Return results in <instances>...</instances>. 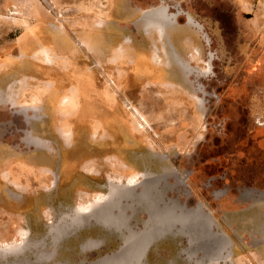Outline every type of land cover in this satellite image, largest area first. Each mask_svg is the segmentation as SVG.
Wrapping results in <instances>:
<instances>
[{"label":"rangeland","instance_id":"obj_1","mask_svg":"<svg viewBox=\"0 0 264 264\" xmlns=\"http://www.w3.org/2000/svg\"><path fill=\"white\" fill-rule=\"evenodd\" d=\"M178 5L211 24L212 19L224 14L227 21L232 1L0 0V72L6 68L0 73V85L8 89L11 80L23 75L38 78L46 85L42 93L24 90L15 106L0 102V246L23 243L28 233L31 238L45 237L50 242V228L64 224L68 220L66 215L74 209L82 210L97 202L100 194L107 193L110 181L129 182L131 173L144 171L149 174L148 180L144 177V210L138 209L132 217V227L141 229L142 219L152 217L151 230L159 233L160 228L168 226L171 231L158 240L159 246H151L149 263L145 257L151 238L145 234L144 254L138 262L130 248L125 250V244L110 254L115 258L113 264H210L211 258L212 264H252L250 256L236 249L227 232V258V250L220 251L218 244H214L212 231L222 229L208 203L219 193H260L259 201L246 200L245 204L242 194L239 203L234 195L232 201L236 205L231 206L230 202L220 210L237 227L246 223L250 230L264 235V151L258 147L253 131L258 114L246 102H238L240 97L236 93L239 80L234 35L238 19L231 22L229 17L226 39L213 43V50L219 49V53L209 75L202 72L206 68V54L195 61L186 60L197 76L192 75V108L181 109L174 105L193 97L181 81L178 82L188 95L178 91L167 95L166 90L175 89L172 85H164L166 90L149 86L158 81L180 80L179 73L166 66L174 64L166 61L168 55L166 58L158 50L163 61L154 57L158 30L167 31ZM124 6L137 14L120 12ZM145 17L150 19L151 33L143 27ZM99 26V30L95 28ZM147 37L152 45L144 40ZM123 46L132 53L125 62L118 61ZM45 48L55 59H42ZM180 75L184 78L183 71ZM199 84L206 93H219L220 101L201 103L206 93L199 89ZM254 86L264 87V79L251 80L249 90ZM15 90V94L20 93V89ZM254 92L256 98L261 97L257 90ZM245 99L248 101L247 96ZM162 100L167 103L161 105ZM68 102L73 108L66 111L72 115L68 126L73 139L66 142L60 127L65 123ZM258 103L256 100V106ZM35 104L39 106L40 118L15 125V119H25L20 110ZM167 104L161 109L165 117H160V108ZM259 106L264 108V102ZM251 107L254 108L252 104ZM30 132L48 139L51 147L32 146L27 141ZM243 151L248 157L237 158ZM165 167L169 171L165 172ZM79 173L94 176L96 187L101 188L83 187ZM257 177L262 182L252 185L250 181ZM142 178L141 174L134 183ZM199 204L213 217L212 223L196 214ZM105 231L101 225L82 234L72 235L69 230L46 264H76L88 257L81 247L88 236L116 238ZM251 245L264 248V240ZM162 251H168V256ZM106 252L110 249L99 255ZM27 256L34 258L33 253ZM96 261L90 264H98Z\"/></svg>","mask_w":264,"mask_h":264},{"label":"flooded vegetation","instance_id":"obj_2","mask_svg":"<svg viewBox=\"0 0 264 264\" xmlns=\"http://www.w3.org/2000/svg\"><path fill=\"white\" fill-rule=\"evenodd\" d=\"M178 7H180V8L178 9V11L175 12L176 14H174L173 17L176 18V16L178 15L177 13H179V15H178L179 20L177 18V21L175 22V19L173 18L172 22L167 27H170L173 24L178 23L179 21L189 22L192 26H194V28L196 30V33L193 32V35L197 36V46L193 50V53L190 56H181L176 52L173 45L166 39V37H167L166 29H159L158 30L159 36H156L158 45L156 43L154 44V47H155L154 57H158L163 61V57H162L163 55L161 56L160 53L161 54L163 53L165 55L164 57H166V58L169 56L168 59H166V61L169 63L174 62V64H173V66H168L170 64H167L166 66L170 69L172 68V70H176L179 73V76H177L178 77L177 79H180V80H176V78H174L173 81L172 80L158 81L156 83H151L149 86L154 85V86L158 87L159 89H164L163 88L164 85H172V86H175V89H173V90L164 89V90L168 91L167 95H172V93H174L176 91H178L180 93H184L185 95H188L186 88L181 86L178 82V81H181V83L183 85L187 86L188 89L192 91L193 97L188 98V99L185 98V100H183V103L177 104L174 106L178 107V108L181 107V109L184 107L191 109L192 107H190L189 105L193 103V101H194L193 98L195 95V93H193V89L195 87L192 89V87L194 86V84L192 83V75L197 76V74L195 73L196 70H194V68L190 64L186 63V60H188L190 62V61H192L191 59H193V61H195L199 55L206 54V56H207V59H205V67L206 68L202 72L206 73V75H209V73H211L212 69H213V60L215 58V55L219 53L218 48H217L218 49L217 51L213 50V43L217 42L218 39H220V40L226 39L227 32H226L225 24H229L228 23L229 17H230L231 22L236 21V19H238L239 24H237V26H236V33L234 35L235 39H236V50H237L236 52L238 53V55H237L238 58L236 60V62L238 63L236 77L239 80V82H237V86H236L237 92L236 93H237L238 97H240V98L237 101L238 102L242 101L243 104L246 102L248 104L247 106H249V109L251 111H254L255 115L258 114V115H256L257 119L254 120L256 124H254V130L253 131L257 135L258 147L262 151H264V108L262 106L258 107V105L261 102H264V87H260V88L255 89V86H254L252 90H249L251 80H256V78L264 79V45H262V43H261L259 47L251 49L250 52L247 54V57H246L247 59L244 60V62L245 61L246 62L244 64H240L239 61L242 59V56H241L242 55V53H241L242 48L240 47V44L244 43V39L242 42V37H245V40H246L247 39L246 36H248V38H249V35L250 34L252 35V32L249 31V29H247V27L249 28V26L246 24L247 21H242L241 14L237 17V15H234V13H228L227 21H226V16L224 14V15H222L223 17H219L220 19L219 18L212 19L211 20L212 22L210 24V23H204L203 20H198L192 14V12L190 10L186 11L183 7H181V5H178ZM180 17H181V19H180ZM191 18L193 20H191ZM213 27L215 30L213 29ZM95 28L100 29V26L95 27ZM144 28H145L146 33H151L150 29H152V27L150 26V24H147L144 22ZM91 31H92V28H91ZM82 34L85 35V31ZM154 35H156V33ZM127 37H129V36H127ZM129 38H131V37H129ZM144 40H146L148 43L150 42V45H152L151 44V38L147 37V38H144ZM97 41H99V39ZM163 41H165V43ZM219 46H221L222 48H225V45L222 43H220ZM45 50H46V54H45V56H43L42 59L46 60L47 57L55 59V57L52 55L53 53L51 51L47 50L46 48H45ZM158 50L160 53L158 52ZM131 54L132 53L130 50H128V51L126 50V51L122 52V56L119 58L118 61L125 62L130 57ZM254 58H257V59L255 60ZM228 59H229V57H227V62H229ZM231 60L232 59H230V61ZM66 63H68V61H66ZM4 64H6V63H4ZM2 66H5V65H2ZM4 71H6L5 67L2 68L0 73H3ZM182 71L184 74V78H183V76L180 75L182 73ZM190 72H191V75L189 76ZM188 76H189V80H187ZM227 78H231V77L227 76ZM147 83H148V81H147ZM45 86H46L45 83H42L38 78H35V77H31L28 75L15 77L13 80H11L9 82L8 89H6L4 87V85H0V102H8V103L15 106L21 101V97L23 96L24 90L29 89L31 91L33 90V91H37L39 93H42V92H44ZM149 86H147V87H149ZM16 88L20 89V93L15 94V91H17V90H15ZM199 89L206 93V91L203 90V85L199 84ZM256 90L258 92V95H260L261 97L256 98L255 92L253 93V91H256ZM245 96H247L248 101L245 99ZM49 98H51V97H49ZM195 98H197V97L195 96ZM220 99L221 98H220L219 93L209 91L204 95L203 98L201 97V103L206 105L207 102L213 103L216 101H220ZM256 100L260 101V103H258L257 106H256ZM160 102H161V105L167 103L166 100H164V101L162 100ZM251 104L254 106V108H252V107L250 108ZM168 105L169 104L164 105L162 108H160V112L158 113V115L160 114L159 115L160 117H165V115L162 114L161 109L163 110ZM37 107H39V106H37V104H35L31 108L21 109L20 113L22 114V116L25 119L23 121H18L15 119L14 124L20 125V122H21L22 125H25L28 122H32L33 120H35V118L37 119V117H40L39 113H37V111L35 110ZM71 110H72V108L70 107V105L68 107H65V113L66 114L64 115V118H63L65 123H63V126L60 127V129H62L63 131H66V132H69L71 130L70 127L68 126V121L72 118V115L67 114V112H70ZM205 117H206V115H205ZM208 124H209V119H206V125H208ZM27 137H28L27 141H30L31 138L34 137V134L32 132H30V133H28ZM85 157L89 158L87 156H85ZM247 157H248L247 153L245 151H243V152H240L238 154L237 158L245 159ZM90 158H92V157H90ZM93 172L94 171H92V173ZM96 175H97V173L94 174V176H96ZM78 176L82 182L81 185L83 187L90 188L91 190L98 189V187L101 188L100 186L96 187L97 184H96V181L93 179L94 176H88V175L86 176L84 173H82V174L79 173ZM57 182H59V181L57 180ZM250 182H252V185H254V183L259 185L262 181H260L259 177H257L256 179L254 178ZM142 188H143V186H142ZM62 192H60L61 197H63ZM241 194H242V198L244 199L243 204H245L246 200L257 199L259 201L261 199L259 196L260 193H255V191H249V192H247V194L245 192L240 193L239 191H237L236 193H231V192L227 193L226 192L223 195H221V193H219V196L216 197L215 199H213V200L208 199V203L210 204L212 209H214V214L217 217V219L220 221L221 225L225 228V231L228 233V235L229 234L231 235V236L230 235L229 236L234 240V242L236 244V249L242 251L244 253L243 254L244 256H246V255L250 256V258L252 259V264H264V248L251 247L252 246L251 244L253 241L259 242L261 240H264V235L261 236V233L259 232V230H250L251 228L247 227L246 223L242 224V226H240V227H237L236 225L229 222V220L224 217L222 211L220 210V208L227 206L230 202H231L230 203L231 206L236 205L233 203L234 201H232L234 195L237 196V201L239 203L240 202L239 197L241 196ZM133 204L134 203H132V206H133ZM257 206L260 208V204H257ZM134 207L135 208H127L125 214L119 215V216H117V218H113L111 225H109V229L106 228L105 226L99 224L98 222H96L95 218L92 215L91 217H89L91 219V222L83 223L82 225H80V227L78 229L79 231L74 232V233L72 232V235L73 234H79V233L82 234L85 230H94V229H96L97 225H101L104 229H106L105 232H107L111 236L115 235V237H116L114 239L109 240L108 238H105V237H103V238L99 237L98 238L94 234L92 236H88L87 239L81 243L82 252L85 253V255H88V257L84 256L76 264H90V263H93L94 261H96L97 259L98 260L96 262L98 264H106L107 262L109 264H113V262L115 261V258L112 257V255L110 256L107 254H112L116 251H119L122 248L123 239H122L121 234L122 233L124 234V232H123L122 227L120 228V225H124L127 228H129V233L127 234V236H125V239H124V245L126 244L125 250H128L130 248L132 250L131 253H134V256L136 257L135 261L138 262L139 259L141 258V256L144 254V251L142 250L144 248V235L146 234L147 235L146 237L152 239V237H154L155 234H158V232L154 229L151 230V228L148 229L147 228L148 226L144 229V219H142L143 228L141 230H139L138 232H136L134 230L132 231L131 225L123 224L124 222L127 223L128 221L131 220V217L134 213L133 209L135 210L137 205ZM128 210L130 212H128ZM83 213H88V212H83ZM159 231H161L159 233H164L165 230H162L160 228ZM251 231H252V233H251ZM133 232H135V233H133ZM32 234H33V232H32ZM90 240L96 241L97 243L95 245H93L92 247H86L85 248L84 245L87 242H90ZM107 243H108V245H107ZM105 249H110V252H108V253L106 252L107 254L100 256L99 253L101 251H105ZM251 249H253V250H251ZM250 251H252L253 253H250ZM163 253L165 254V256H168V251H165ZM127 254H128V252H127ZM151 254H152V252H149L146 254L145 259L148 261V263H149V258H150ZM105 255H107V256L104 257ZM101 257H104V258H101ZM111 257H112V259H111ZM210 261L212 262V258L210 259ZM70 262H71V264H74L72 261H70ZM211 262H210V264H212Z\"/></svg>","mask_w":264,"mask_h":264},{"label":"bare ground","instance_id":"obj_3","mask_svg":"<svg viewBox=\"0 0 264 264\" xmlns=\"http://www.w3.org/2000/svg\"><path fill=\"white\" fill-rule=\"evenodd\" d=\"M144 22L147 24H150V19L146 17L144 18V21H142L143 27H144ZM129 39L131 38L127 37V40ZM121 48L123 52L126 50L127 51L130 50L128 48H124V46ZM77 97L79 98V96ZM68 104L72 108V104L70 102H68ZM35 110L37 111V113H39L38 107ZM39 118L40 117H37V119ZM60 130L66 142L72 141L73 131L70 130L69 132H66V131H63L62 129ZM28 143L32 144L35 147H44V148L51 147V143L50 141H48V139L42 136H38V135L37 136L34 135V137L31 138V140L28 141ZM44 168L48 169V167H43V169ZM141 174L143 175L142 180H140L137 183L136 182L134 183L135 179L140 177ZM130 175L131 176L128 178L129 182L118 183V182L110 181L107 185V189H108L107 193L106 194L99 193L100 194L99 200L97 202L92 203L91 206L89 207H86V208L84 207L82 210L78 208L74 209L73 213L66 215V219L68 220H65L66 222H64V224H61L57 228H54V229L53 227H51V229L49 230V234H48L50 236V242H48L45 237L43 238H40V237L33 238L32 237L31 238L28 233V236L24 240L23 243L10 244L7 246H0V258L3 261L2 264H43V263L46 264V263H50V261L52 260V258L55 256L57 252L58 243L65 237L66 233L70 229L77 228L78 226L82 225L85 222H91V219L89 217H91L92 215L95 218L96 222H98L99 224L109 229V225H111L113 218H117V216L125 214L127 208H135L134 206L137 205L136 209L135 210L133 209L134 213L132 217L135 216L138 209L143 211L144 210L143 209L144 208V176L146 177L148 175V172L144 173V171L143 172L134 171ZM139 187L141 189L137 190ZM23 188H26V187H23ZM132 203H134L133 206H132ZM83 212H88V213H83ZM132 217H131V220H132ZM131 220L128 221L127 223L124 222L123 224L131 225V230L133 231L134 228L132 227ZM150 220H152V218L144 221V228H146L147 226H148L147 227L148 229L151 228L149 225ZM142 225H143V222H142ZM121 227L124 232V234L123 233L121 234L122 239H123V244H122V247H123L125 236H127V234L129 233V228H127L124 225H120V228ZM167 227L168 226H165L162 228V230H165L164 233L169 230V228ZM141 229H137L134 231L138 232ZM151 241L152 239L149 240V244ZM96 243H97L96 241L90 240V242H87L84 245V247L85 248L92 247ZM28 253H33L34 258L30 256L28 257L27 256ZM107 255H110V254H107Z\"/></svg>","mask_w":264,"mask_h":264},{"label":"crops","instance_id":"obj_4","mask_svg":"<svg viewBox=\"0 0 264 264\" xmlns=\"http://www.w3.org/2000/svg\"><path fill=\"white\" fill-rule=\"evenodd\" d=\"M231 1L233 6L230 5L228 7V12L234 13V15H237V17L241 14L242 21H247L246 24L249 26L247 29L252 32V35L250 34L249 38L246 36V40L245 37H242V42L244 39V43L240 44V47L242 48V59L239 62L240 64H244L246 62H244V60L247 59V54L251 49L259 47L261 43L264 45V37H262V31L264 30V0ZM144 11L148 12V10ZM120 12L129 14L130 16L137 14L136 11L133 12L128 10L126 6L121 8ZM167 28L166 39L173 45L176 52L181 56H190L197 46V36L193 35V32L196 33L194 26H192L189 22L179 21L178 23H175ZM163 42L165 43V41ZM254 59L256 60L257 58ZM220 227L224 232H226L222 225H220ZM151 244L153 246H159L158 240H152ZM178 245L181 247V240L179 241Z\"/></svg>","mask_w":264,"mask_h":264},{"label":"water","instance_id":"obj_5","mask_svg":"<svg viewBox=\"0 0 264 264\" xmlns=\"http://www.w3.org/2000/svg\"><path fill=\"white\" fill-rule=\"evenodd\" d=\"M164 170H165V172L166 171H169V169L167 167H165ZM145 178H147V180H148L149 179V174ZM202 207L203 206H201V204H199V206L196 208V214L199 215V216L204 217V219L206 220V222H211L212 223L213 222V217L210 215V213L208 211H206L205 208H202ZM149 213L152 214L151 210H150ZM79 227L80 226H78L77 228H74V229H70V230H72V232L74 233V232H77L78 231ZM169 230L171 231V228H169ZM169 230L166 231L165 233H162V234L161 233L155 234L153 240L154 241H157V240L161 239L167 232H169ZM211 236H212V239L213 240L211 238H209V237H208V239L209 240H212L214 242V244L217 243L218 244L217 245V248H219L220 251L222 250V248H225L227 250V254L225 256L227 258L229 256V252H230V250H228L229 247H230V244H229L230 241L227 239L225 232L223 230L220 231L218 229L217 230H213L212 233H211ZM206 240H207V238L204 239L203 241H206ZM222 241L224 243H218V242H222ZM152 244L150 242V244H149V246L147 248V253L150 252V249H151Z\"/></svg>","mask_w":264,"mask_h":264}]
</instances>
